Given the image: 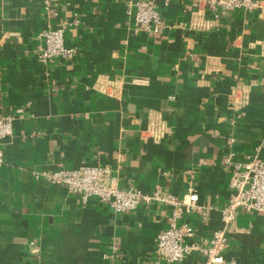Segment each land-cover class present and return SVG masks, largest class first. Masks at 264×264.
Wrapping results in <instances>:
<instances>
[{
    "label": "crops",
    "instance_id": "1",
    "mask_svg": "<svg viewBox=\"0 0 264 264\" xmlns=\"http://www.w3.org/2000/svg\"><path fill=\"white\" fill-rule=\"evenodd\" d=\"M136 1L48 0V12L43 0H0V115L12 117L0 166V264L154 258L168 206L82 205L33 177L58 167L100 165L116 187L144 193L181 197L192 184L211 209L180 222L201 243L222 226L230 193L222 158L229 150L244 157L264 140V0L261 10L218 17L205 0H157L166 27L155 36L135 32ZM57 26L75 53L43 65L40 33ZM227 233L226 260L264 264L262 214L239 212Z\"/></svg>",
    "mask_w": 264,
    "mask_h": 264
},
{
    "label": "built area",
    "instance_id": "2",
    "mask_svg": "<svg viewBox=\"0 0 264 264\" xmlns=\"http://www.w3.org/2000/svg\"><path fill=\"white\" fill-rule=\"evenodd\" d=\"M156 1L134 2L135 32H142L147 36L163 32L166 25L157 9ZM205 3L215 17L223 11L262 9L261 0H205ZM43 5L46 11H51L48 0H43ZM63 36L64 26L48 28L40 33L42 45L37 50L36 58L41 64L47 65L59 58H72L75 48L66 46ZM11 131V115H0V166L4 163L3 142ZM263 147L264 140L244 157L237 156L233 150L223 156L222 165L229 171L230 193L226 204L220 210L222 226L212 230L209 238L202 243L195 240L196 230L193 226L180 222L183 214L192 212L206 219L211 209L198 204L199 196L192 184L187 186L181 197L160 188L150 193H144L133 186L120 189L109 182L108 168L92 164H84L77 169L58 167L54 170L35 171L33 177L51 185L65 187L68 192L78 197L82 205L90 198H96L114 213L132 212L141 204L168 206L170 213L166 219V227L157 236L154 258L146 264L179 263L192 254L202 258L201 264H235L234 260H226L224 257L228 245V226L239 212L260 213L264 216V160L260 156ZM30 246H33L32 242Z\"/></svg>",
    "mask_w": 264,
    "mask_h": 264
}]
</instances>
